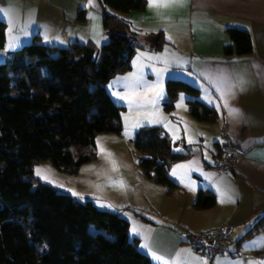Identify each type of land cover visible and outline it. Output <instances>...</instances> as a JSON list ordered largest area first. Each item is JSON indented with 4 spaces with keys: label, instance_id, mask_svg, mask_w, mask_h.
<instances>
[{
    "label": "crops",
    "instance_id": "0c3cea01",
    "mask_svg": "<svg viewBox=\"0 0 264 264\" xmlns=\"http://www.w3.org/2000/svg\"><path fill=\"white\" fill-rule=\"evenodd\" d=\"M102 12L99 0H0V19L6 23L0 62L35 38L53 47L77 42L100 48L108 39ZM164 12L167 18L161 20L147 4L144 10L124 14L137 29L139 48L132 68L113 77L106 88L123 106L121 138L127 132L136 138L143 126H159L173 141L176 152L188 153L167 169L177 187L169 190L143 171L138 175V160L130 154L127 162L133 176L122 189L124 195L109 189L81 193L83 198L71 195L82 201L91 199L99 208L127 219L130 239L154 264H248L262 260L264 227L248 233L264 216V0H186L184 6ZM230 27L250 33L253 54L225 55L224 47L231 43ZM11 37L17 38L14 49L7 48ZM174 78L199 88L200 100L217 112L215 121L195 117L188 103L191 96L181 92L174 109L165 110L166 85ZM158 82L162 93L155 103L143 102L138 96L131 103L119 98L133 91L143 93ZM233 92L234 98L229 95ZM226 96L229 106L239 109L238 114L230 115L222 99ZM227 140L243 147L247 154L231 170L220 171L214 163ZM178 165L188 167L173 176ZM116 171L111 168L109 175L114 178ZM201 191L215 195L212 207L195 206ZM96 201L112 207H101ZM227 223L234 233L222 253L205 257L188 242L189 232L218 230ZM133 228L137 229L135 234ZM152 253L162 259L155 260Z\"/></svg>",
    "mask_w": 264,
    "mask_h": 264
},
{
    "label": "trees",
    "instance_id": "16d2710c",
    "mask_svg": "<svg viewBox=\"0 0 264 264\" xmlns=\"http://www.w3.org/2000/svg\"><path fill=\"white\" fill-rule=\"evenodd\" d=\"M99 2L108 36L100 48L77 42L53 47L35 38L0 62V264H154L130 239L129 221L118 212L76 199L34 176V165L42 161L76 173L96 158L87 149L95 146L97 134L123 131V106L106 85L132 68L137 29L124 14L144 10L147 0ZM227 31L231 43L225 55L253 54L248 31ZM5 44L6 23L0 19V48ZM166 89L168 112L186 92L195 117L216 120L217 112L200 100L193 84L169 79ZM173 146L162 127L137 131L140 169L169 190L177 184L168 166L188 156ZM215 201V195L201 191L195 206L210 208ZM261 227L264 216L248 234Z\"/></svg>",
    "mask_w": 264,
    "mask_h": 264
},
{
    "label": "rangeland",
    "instance_id": "374dc122",
    "mask_svg": "<svg viewBox=\"0 0 264 264\" xmlns=\"http://www.w3.org/2000/svg\"><path fill=\"white\" fill-rule=\"evenodd\" d=\"M4 51H7V48ZM176 79L187 82V80L183 78ZM181 93V95L189 96L186 92ZM101 148L105 149L107 153H111V158L107 157L106 154H102ZM129 150L131 152H129ZM91 151L96 152V158L83 164L76 173L65 171L52 164L50 161H42L34 165V176L39 181L67 191L70 194H73L70 190H74L79 194L82 193L85 195L88 193L98 194L105 192L106 189H109L110 192L114 190L121 196L124 195V191L122 189L124 188L125 183H128L130 178L133 176V173L131 172V165H128L127 161L130 160V154H132L135 160H138L140 157V153L135 147V137L131 136L128 132L122 138L119 133H99L95 138V146L87 149V152ZM111 160L115 161V170H117L113 175L114 178L109 175V170L114 168ZM37 168L49 169V178L55 181V183H49L37 176L35 173V169ZM136 173L138 175H142V170L139 168V172ZM58 185H63V187ZM131 191L132 189L128 188V192ZM77 197L83 198L85 196ZM96 202L99 206L103 204L101 201ZM262 260H264V258Z\"/></svg>",
    "mask_w": 264,
    "mask_h": 264
},
{
    "label": "snow or ice",
    "instance_id": "6c2138e0",
    "mask_svg": "<svg viewBox=\"0 0 264 264\" xmlns=\"http://www.w3.org/2000/svg\"><path fill=\"white\" fill-rule=\"evenodd\" d=\"M185 3H186V0H147L148 7L150 9L154 10L155 15L161 20H164V19L167 18L166 15H165L164 10L182 7V6L185 5ZM11 31H12V29L10 28L9 32L11 33ZM168 39H171V36H169ZM16 46H17V38L16 37H11L9 39L8 43H7V48L8 49H14ZM156 58L159 59L160 57H156ZM124 79H129V78L126 77ZM149 92H151L153 94L152 97L148 96ZM161 93H162V84L158 82L157 84L147 86L146 91L143 92V93H137V92L133 91L131 94H126L124 96H119V94H116V95H118L120 99L129 100L130 103L132 102V99L134 97H137V96L140 97V100L143 101V102L155 103L156 98L159 97L161 95ZM229 95L234 98L235 93L233 92V93H230ZM228 98H229L228 96L222 97V99L224 100V106L225 107H229L230 115L238 114L239 113V109L230 107L229 104H228ZM181 99H183V97H181ZM217 107H219V105ZM98 143H99V141H98ZM101 153L102 154H106L107 157L111 158L112 154L111 153H107L106 150L103 149V148H101ZM111 163L113 164V167L115 169V166H116L115 165V161L111 160ZM187 167H188L187 165H178V166H176V168H174L173 171H172V175L176 176L178 170L185 169ZM49 172H50V170L49 169H45V168H37V169H35V173H36L37 176L41 177L42 179H44L45 181H47L49 183H55V181H53L52 179L49 178ZM58 186L63 187V185H58ZM70 191H72L73 195L80 196V194L75 192L74 190H70ZM228 199L231 202H234L232 197H228ZM220 202L224 203L225 200L221 199ZM100 206L101 207H105V206L106 207H112V205H105V204H101ZM131 231H132L133 234H135L137 232V229L133 228ZM260 239H261V241H264V237H262ZM260 246L264 247V242H262L260 244ZM45 247H46V245H45ZM142 247L143 248H147L148 246L147 245H142ZM152 255H153V258L155 260H161L162 259L161 256L156 255L155 253H152ZM204 264H207V262L205 261ZM236 264H240V262H236ZM248 264H264V260L248 261Z\"/></svg>",
    "mask_w": 264,
    "mask_h": 264
},
{
    "label": "built area",
    "instance_id": "2783aa9c",
    "mask_svg": "<svg viewBox=\"0 0 264 264\" xmlns=\"http://www.w3.org/2000/svg\"><path fill=\"white\" fill-rule=\"evenodd\" d=\"M189 148L192 149V146ZM246 154L247 151L243 147L227 140L222 145L221 155L215 161L214 166L220 171L231 170L235 163L244 158ZM233 233L232 225L227 223L218 230L189 232L187 234V239L198 252H200L203 256L210 258L227 250Z\"/></svg>",
    "mask_w": 264,
    "mask_h": 264
},
{
    "label": "water",
    "instance_id": "95a60500",
    "mask_svg": "<svg viewBox=\"0 0 264 264\" xmlns=\"http://www.w3.org/2000/svg\"><path fill=\"white\" fill-rule=\"evenodd\" d=\"M212 244V243H211Z\"/></svg>",
    "mask_w": 264,
    "mask_h": 264
}]
</instances>
